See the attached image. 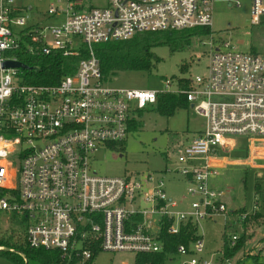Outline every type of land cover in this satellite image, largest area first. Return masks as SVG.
I'll return each mask as SVG.
<instances>
[{"label":"built area","instance_id":"built-area-1","mask_svg":"<svg viewBox=\"0 0 264 264\" xmlns=\"http://www.w3.org/2000/svg\"><path fill=\"white\" fill-rule=\"evenodd\" d=\"M216 1L107 0L84 8L83 0H50L49 22L27 24L15 0H0V234L7 229L28 247L55 250L62 264H94L100 251L132 254L131 262L117 263L132 264L135 254L160 250L164 221L175 233L186 221L226 215L223 192L209 179L227 163L263 162L264 147L254 142H264V54L212 38ZM250 13L251 24L262 22L264 0H250ZM194 26L209 29L205 76L164 79L161 90L114 88L102 78L95 43ZM21 47L34 54L82 56L57 83L29 84L20 68L2 66L16 60L10 53ZM181 77L189 80L187 88ZM159 92L184 94L204 119L177 153L175 166L163 169L185 182L192 198L185 208L165 193L162 178L135 172L105 176L90 166L95 151L122 142L129 120ZM238 137L250 140L244 160L220 156ZM236 239L231 235V245ZM202 251L200 237L176 248L188 256L181 264H213L194 257Z\"/></svg>","mask_w":264,"mask_h":264},{"label":"rangeland","instance_id":"rangeland-1","mask_svg":"<svg viewBox=\"0 0 264 264\" xmlns=\"http://www.w3.org/2000/svg\"><path fill=\"white\" fill-rule=\"evenodd\" d=\"M50 0H16L27 14V24L49 22L46 10ZM240 6H229L227 2L216 1L212 4L211 34L213 39L229 40L240 50L248 51L253 45L264 54V16L258 24L250 23V0H240ZM107 0H83V7L89 5L102 7ZM30 6V9H28ZM208 35H196L179 42L174 49L167 43L152 47L157 61L149 71H116L105 77V82L114 88H142L161 90L163 80L172 77L194 75L205 76L207 70ZM183 65L182 70L180 66ZM146 105L140 111L135 130L128 131L121 145L123 149L103 148L95 151L90 160L91 169L99 175L118 176L125 172L138 174L150 173L162 178L165 193L179 208L192 199L185 192L186 184L179 175L164 172L163 169L175 166V158L183 145L200 130L204 119L187 106H177L169 115H161ZM137 114V113H136ZM237 145L230 151H220L219 155L229 160L242 161L250 147V140L245 137L236 139ZM255 146L264 147V142H254ZM254 166L242 163H227L218 168V174L209 179L214 190L222 191L221 200L225 203V216L200 219L196 222L197 234L203 243V251L194 254L212 261L213 264H264V223L255 227L246 243L230 259L222 254L223 235H240L243 231L240 215L236 208L244 207L247 213L258 209L264 213V159ZM259 185V191L256 190ZM16 234L4 230L1 235ZM4 249H6L4 247ZM188 256L173 253L164 264H181ZM223 259V260H222ZM120 260L131 262L132 254L100 251L94 258V264H117ZM0 264H13L1 254ZM28 264H38L28 261Z\"/></svg>","mask_w":264,"mask_h":264},{"label":"trees","instance_id":"trees-1","mask_svg":"<svg viewBox=\"0 0 264 264\" xmlns=\"http://www.w3.org/2000/svg\"><path fill=\"white\" fill-rule=\"evenodd\" d=\"M208 32L207 27L200 26L176 30L141 31L126 39L97 42L93 45V49L98 59L102 78L105 79L107 75L116 71H149L158 59L153 53L152 47L167 43L170 49H174L179 42ZM250 51L259 52L253 45L250 47ZM10 54L26 66L20 68L18 73L22 76L23 82L29 84L57 83L62 76L74 72L76 63L82 56L80 54L63 55L59 51H51L48 54H34L25 51L24 47L13 50ZM180 68L183 70L184 66L181 65ZM178 80L182 87H188L189 80L187 78L181 77ZM151 106V109L158 114L169 115L175 107L187 106V100L184 94L159 92L156 94L155 101ZM140 111H137L136 116H132L129 120V131L136 129ZM112 144L116 145L119 150L123 149L121 142ZM256 190L259 191L258 184H256ZM233 212L240 215L243 231L240 235H237L233 245H231V236L227 235L226 232L224 233L222 254L226 259H230L244 246L247 239L253 234L255 227L264 223V213L256 208L251 213H247L244 207L236 208ZM166 227L167 221H164L158 235L161 244L160 250L137 253L133 257L132 264H164L165 260L176 252L179 244L189 247L191 242L200 237L197 234L196 223L191 221L181 223L175 233L168 232ZM0 245L6 248L1 250V254L10 259L13 264H28L29 260L38 264H62L57 251L28 247L19 237L14 241L11 234L6 237L0 234ZM8 248H11V250H8ZM95 255H97L96 252Z\"/></svg>","mask_w":264,"mask_h":264},{"label":"water","instance_id":"water-1","mask_svg":"<svg viewBox=\"0 0 264 264\" xmlns=\"http://www.w3.org/2000/svg\"><path fill=\"white\" fill-rule=\"evenodd\" d=\"M2 66L4 67H18L25 68L26 66L17 60H5L2 62Z\"/></svg>","mask_w":264,"mask_h":264},{"label":"crops","instance_id":"crops-1","mask_svg":"<svg viewBox=\"0 0 264 264\" xmlns=\"http://www.w3.org/2000/svg\"><path fill=\"white\" fill-rule=\"evenodd\" d=\"M15 3L18 5V2H16V0H15ZM20 6V5H19ZM20 7H22V6H20ZM28 9H30V6H28Z\"/></svg>","mask_w":264,"mask_h":264}]
</instances>
